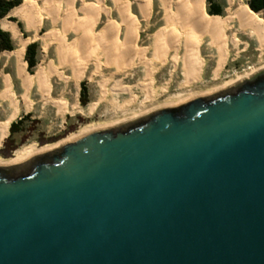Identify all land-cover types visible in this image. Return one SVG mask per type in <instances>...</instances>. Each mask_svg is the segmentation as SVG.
I'll return each mask as SVG.
<instances>
[{"label":"water","instance_id":"obj_1","mask_svg":"<svg viewBox=\"0 0 264 264\" xmlns=\"http://www.w3.org/2000/svg\"><path fill=\"white\" fill-rule=\"evenodd\" d=\"M0 264H264V70L0 164Z\"/></svg>","mask_w":264,"mask_h":264},{"label":"rangeland","instance_id":"obj_2","mask_svg":"<svg viewBox=\"0 0 264 264\" xmlns=\"http://www.w3.org/2000/svg\"><path fill=\"white\" fill-rule=\"evenodd\" d=\"M31 1L34 4V14L42 17V24L38 26V29L34 27L28 30L26 19L16 13L15 9L1 21L2 27L5 22L16 25L19 34L15 36L11 30H5L11 34L15 50L9 52L13 53L12 56L4 52L0 54V90L4 87L3 77L6 75L11 77L17 97L25 94V87L22 86V81L17 74V61L14 56L16 55L14 52L21 48L22 40H25L29 42L28 46L32 43L39 45L38 65L33 73L29 72L28 65L26 70L34 74L37 68L43 65L50 72L51 96L47 97L46 93L37 86L31 90L32 108L24 109L14 121L18 122L29 115L23 120L22 128L26 131L13 136L11 146L17 149L12 152L4 150L5 141L10 135L9 131L0 145L1 165L14 164L12 160L21 149L33 146L36 150H41L44 147L71 140L88 129L96 131L123 125L159 108L175 106L194 97L234 87L264 70V52L258 51L256 43L241 34L243 45L239 50L230 46L229 55L223 67L216 74L218 55L206 39L200 46V57L204 63L201 73L198 79L187 83L183 52L177 55V60L174 58L173 51L156 57L153 37L166 27L164 13L158 0H152V12L149 19L143 18L138 7V0H127L130 3V14L136 18L139 25L138 48L147 50L143 56L130 55V57L124 53L117 55L116 51H113L112 43L108 42H103L105 45H101V48L92 53L97 43L98 33L110 22L121 24L118 41L125 39L122 18L112 0H100V2L98 0H59L60 13L57 18L50 21L45 19L48 9L46 0ZM211 1L222 7L220 16H225L227 1ZM242 1L248 4L249 0ZM69 3L72 4L68 5ZM92 5L104 8L110 13L99 14L97 23L88 36L80 27V22H87L85 10ZM70 8L74 12V18L71 21L68 20ZM208 9L209 1L206 0L207 15L217 16L210 15ZM254 14L263 19L261 13ZM11 18L15 21L10 20ZM47 35H51V38L46 41ZM61 41L65 47L64 50L61 47ZM245 42L250 43L247 49L244 46ZM72 47L74 49H70ZM71 50L77 51L79 54L77 56L86 59L84 73L79 82L75 80L74 72L77 66L76 60L70 58ZM232 81L236 83L228 86ZM82 82H85L90 101L86 107L80 102ZM56 101L65 103L66 108L60 109ZM93 104L95 108L92 111L90 108ZM40 150L36 151V154Z\"/></svg>","mask_w":264,"mask_h":264},{"label":"bare ground","instance_id":"obj_3","mask_svg":"<svg viewBox=\"0 0 264 264\" xmlns=\"http://www.w3.org/2000/svg\"><path fill=\"white\" fill-rule=\"evenodd\" d=\"M98 1L100 2V0ZM158 1L164 13L166 27L158 31L153 37V48L156 51V57L166 55L168 52L173 51L175 54L174 58L177 60V55L183 52L185 55L184 65L188 80L187 83L198 79L201 73L204 63L200 57V46L205 43L206 39H208L209 45L212 49L216 50L218 55V69L216 70V74L223 67L229 55L230 46L239 50L241 45H243V41L240 38L241 34L246 36L249 40L254 41L258 51L264 52V20L256 16L249 5L242 0H226L227 7L225 9V16H208L206 13V0ZM46 2L48 4V9L45 19L49 21L54 20L60 13V1L46 0ZM112 2L115 7H117L122 18L121 22L125 27V39L121 42L118 41L121 24L118 22H110L104 30L98 33L96 39L97 43L92 53L94 54L98 48H101V45L104 44L103 42H108L112 43L113 51H116L117 55H122V53L128 55V57H130V55H145L147 50L138 48L139 25L136 18L130 14V3L127 0H112ZM71 4L72 3H69L68 5ZM138 7L143 18L149 19L152 12V0H138ZM72 8L69 9L68 13V20L70 21L74 18ZM33 10L34 4L31 0H24V4L15 9L16 13L26 19L28 30L34 27L38 29V26L42 24V17H37ZM85 11L87 22H80V27L86 31V35L90 36V30L97 23L99 14L103 12L109 14L110 12L95 5L86 8ZM2 28L4 30H11L15 36L19 34L17 26L11 23L5 22ZM228 34L229 36H227ZM49 38H51V35L45 37L46 41L49 40ZM28 43V41L22 40L21 48L14 52L17 61V74L22 81V86L25 87V94L21 97H17L11 77L6 75L3 77L4 87L0 90V145H2V141L8 136L12 123L18 118L21 112L24 109L29 110L32 108L33 102L30 94L35 86L45 92L47 97L50 98L51 96V86L49 82L50 72L41 64L33 75L26 70L27 63L24 60V54ZM249 45L250 43L245 42V49H247ZM61 47H63L62 41ZM64 48L65 47H63V50ZM70 49H74V47ZM5 53L8 54V56H12L13 54L9 52ZM69 55H71V59L76 60L77 68L74 74L75 80L79 82L84 73L86 59L77 56L79 54L75 50H71ZM118 58L120 57L118 56ZM234 83L236 82L232 81L228 86ZM56 105H58L60 109L66 108L65 103L56 101ZM94 108V104L91 105L90 109L92 111ZM93 131V129H88L78 136ZM74 137L76 138V136ZM60 145L61 144L47 146L41 150H36L33 146L24 148L23 150L21 149L17 152L16 157L13 158L12 163L21 162L36 154L38 150H40V152L48 151Z\"/></svg>","mask_w":264,"mask_h":264},{"label":"trees","instance_id":"obj_4","mask_svg":"<svg viewBox=\"0 0 264 264\" xmlns=\"http://www.w3.org/2000/svg\"><path fill=\"white\" fill-rule=\"evenodd\" d=\"M209 1V14L220 16L222 14V7L213 3L211 0ZM23 4V0H0V54L3 52H12L15 50V45L12 39V36L9 32L5 31L1 26V21L9 16L11 11L20 7ZM248 5L250 9L258 14L261 13L264 19V0H249ZM10 20L15 21V19L11 18ZM38 48L39 45L37 43H32L27 47L25 60L28 65V70L30 73H33L34 68L38 65ZM33 75V74H31ZM80 102L82 106L86 107L89 104V95L85 86V82L81 84L80 91ZM29 117L26 116L22 120L18 122H13L10 127V135L5 141L4 150H8L9 152L15 151L17 147L11 146L13 142V136L15 134L26 131L22 128L25 119Z\"/></svg>","mask_w":264,"mask_h":264},{"label":"crops","instance_id":"obj_5","mask_svg":"<svg viewBox=\"0 0 264 264\" xmlns=\"http://www.w3.org/2000/svg\"><path fill=\"white\" fill-rule=\"evenodd\" d=\"M5 53V52H4ZM124 58H126V56H124Z\"/></svg>","mask_w":264,"mask_h":264}]
</instances>
